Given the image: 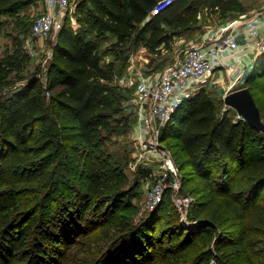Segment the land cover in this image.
<instances>
[{
    "label": "trees",
    "instance_id": "1",
    "mask_svg": "<svg viewBox=\"0 0 264 264\" xmlns=\"http://www.w3.org/2000/svg\"><path fill=\"white\" fill-rule=\"evenodd\" d=\"M70 1L77 27L69 15L58 33L49 98L39 82L16 86L13 74L19 58L8 50L0 57V264H65L78 244L106 224L116 232L101 264H234L229 248L240 264H258V256L249 250L253 245L249 217L258 207L264 210L259 198L264 154L255 149L263 141L262 131L228 114L219 117L206 88L179 107L161 141L169 131L175 135L177 153L183 158L181 164L176 160L183 185L187 179L197 182L194 217L187 223L179 215L163 216L167 205L178 211L169 190L139 223L133 215H117L126 198L138 195L139 185H128V158L112 150L117 143L113 138L133 131L138 121L136 109L126 112L123 101L130 90L116 84V64L123 60L126 68L127 53L139 45L151 55L159 54L177 30L197 21L202 10L225 16L243 10V2L178 0L150 16L160 0ZM30 4V0H0V18L18 17ZM110 37L115 61L105 63L100 47ZM247 68L246 88L258 104L257 95L264 93V53ZM34 153L42 158L33 159ZM84 157L87 179L77 185L72 177ZM39 159L47 161L46 168L54 164L62 175L52 182L43 169L48 179L41 180L38 198L23 209L20 179H7L8 172L40 174ZM149 175V169H140L137 176L143 182ZM47 187L48 192H42ZM99 207L105 208L102 220L91 222L90 211ZM215 208L229 214L224 226L216 223ZM203 218L216 226L199 227ZM159 224L164 226L160 233ZM166 236L178 240L166 245ZM194 250L198 253L188 257ZM261 259L264 264L263 254Z\"/></svg>",
    "mask_w": 264,
    "mask_h": 264
},
{
    "label": "rangeland",
    "instance_id": "2",
    "mask_svg": "<svg viewBox=\"0 0 264 264\" xmlns=\"http://www.w3.org/2000/svg\"><path fill=\"white\" fill-rule=\"evenodd\" d=\"M31 4L27 6L23 11L20 12V16H3L0 18V57L4 56L5 52L8 50L11 54H14L15 57L19 58L20 66L15 70L13 74V78L16 76V86L27 84L33 77H37V81L40 85L43 86L48 84L50 72H51V64L54 59V48L57 45L58 34L51 33L48 37H39L35 36L31 32V26L33 25V21L40 17L42 13L45 12L41 0H30ZM243 2V10L230 12L227 15H213L206 10H202V12L198 15L197 21L191 25L190 28L179 29L175 32V36L173 37L170 44L167 46L161 47V52L157 55H151L145 49L143 45H139L138 47L129 51L126 55L128 59H126L127 67H122V61H119L117 66V80L116 84L120 85L122 88L130 90V93L127 94L125 100L123 101L124 106H127L126 112L131 113L135 111L137 113V108L135 107L134 99H135V88L129 87L125 84H122L121 81L124 79L123 77L128 73L129 66H133V73L137 75L139 72L144 73L145 70H148V74L158 73L176 62V60L183 56L184 50L193 42L199 41L203 34L208 31V28L213 27H221V25L225 22L238 19L241 16H245L247 18L252 17L254 14L259 13L264 10V0H241ZM168 30H170L168 28ZM113 38H109L104 41L100 47V51L102 52L105 63L114 62L115 54L114 50H111ZM197 41V42H198ZM125 60V59H124ZM254 62V60H253ZM252 62V63H253ZM251 63V64H252ZM248 73V68H244V70H239L236 72H227V71H219L214 77L213 83H210L207 86V95L212 99L215 103L217 113L219 117L228 114L233 119H237V112L225 104V97L229 91H236L243 88H246V75ZM241 76V79L237 80L238 77ZM215 81V82H214ZM262 84V83H261ZM264 84V83H263ZM49 98V97H48ZM258 106L261 110L262 119L264 121V93L260 92L257 95ZM135 128L133 131L129 132L126 135H121L113 138V141H116L115 147L112 150H115L116 154L127 157L128 165L125 170V174L128 177V185L131 186L133 184L139 185L137 188V196L133 199L126 198L125 203L121 206L117 207V215L123 216H134V222L139 223L142 218L146 215V200H147V180L145 177L143 178V182L140 181V178L137 176L140 173V167L136 165V148H135ZM111 143V142H109ZM164 145L169 147L175 155V159L181 164L183 162V158L179 156L177 153V138L175 135L169 131L165 139L163 140ZM256 151L259 154H264V132H263V141L261 143L256 144ZM42 158V155L34 153L33 159ZM41 161L40 164L42 167L38 166V171L33 170L30 172L20 171V173L15 172L11 169L8 173L7 179L17 180L20 179V187H21V204L22 208H29V204L33 203L38 195L36 193L39 191V186L41 180H47L48 177L41 173L43 169L46 167L47 161ZM87 158L84 157L78 172L74 171V176L72 177L74 180V184L81 185L85 178V172H83L85 165L87 166ZM154 162V161H152ZM152 168H155V164H150ZM186 172V166L184 167ZM47 173L49 172V176L51 177L50 181H55L54 178L58 179V175L61 176V170L58 169L57 172L54 170V164L50 165L46 168ZM155 171V169H153ZM36 172V173H35ZM49 183L51 186L53 183ZM187 182V184H185ZM183 185V189H181L182 196H191L195 199V188L197 186V182L190 181L187 179ZM48 185V186H49ZM247 184L245 183V186ZM48 192V187L44 188L42 192ZM261 202L264 201V188L261 191L259 196ZM129 200V201H127ZM198 198L187 206L188 219H192L194 217L192 213V209L195 207V203ZM157 208V207H156ZM155 208V209H156ZM155 209L153 211H155ZM178 210V209H177ZM216 217L215 221L220 226H224L226 223L229 214L226 213L222 208H215ZM105 212L104 207H99V209L91 210L89 213L90 221L102 220L103 213ZM152 212V211H150ZM179 210H173L172 206H166L164 215L165 218H171L172 215H179L178 217L181 220V214ZM202 219V218H201ZM204 219V218H203ZM214 220V219H213ZM250 225L252 226V235H250V240L253 245L249 248L252 253H255L258 257H256V262L258 264H263L262 259H260V255H264V210L261 208H256L251 216L249 217ZM87 222V221H86ZM85 222V223H86ZM89 222V224L91 223ZM102 223V222H101ZM164 226L159 224L157 226V232H161ZM96 232V229L94 230ZM116 232V229L113 225H104L100 231L95 234H91V236H87L84 241L77 245L75 250L72 252L73 254L68 257V260L65 264H99L100 258L105 254L108 243L115 236L113 235ZM234 234V230L232 232ZM178 239H173L170 241V237L166 236L165 243L166 245L175 244ZM198 251L189 252L187 254L188 257L192 255H196ZM227 254L230 256V260L234 264H240L235 259L232 258L231 248L227 249ZM101 264V263H100Z\"/></svg>",
    "mask_w": 264,
    "mask_h": 264
},
{
    "label": "built area",
    "instance_id": "3",
    "mask_svg": "<svg viewBox=\"0 0 264 264\" xmlns=\"http://www.w3.org/2000/svg\"><path fill=\"white\" fill-rule=\"evenodd\" d=\"M41 1L46 11L33 23V35L48 37L51 33L58 34L69 15L75 24V18L72 17L75 8L70 0ZM176 1H158L150 16L161 14ZM242 25L240 21H235L217 29H208L198 42H193L184 50L182 57L161 72L148 74V70H145L135 75V68L129 66L128 73L123 77L122 84L135 88L134 103L138 116L134 139L136 165L150 170L146 179V211H153L169 190L182 222H188L187 206L195 199L181 194L184 177L172 151L161 141L162 131L186 100L213 83L217 72L242 70L238 67L244 58L255 61L264 53V34H260V27L264 26V14L254 15L247 21V41L244 46L239 42ZM47 86L43 84L46 90ZM46 95L50 97L51 92L47 90ZM239 120L244 118L237 112L236 121ZM151 163L155 164V168L151 167Z\"/></svg>",
    "mask_w": 264,
    "mask_h": 264
},
{
    "label": "water",
    "instance_id": "4",
    "mask_svg": "<svg viewBox=\"0 0 264 264\" xmlns=\"http://www.w3.org/2000/svg\"><path fill=\"white\" fill-rule=\"evenodd\" d=\"M36 81L37 77L35 76L29 81V84ZM225 104L242 115L244 120L250 125L264 132V121L261 116L260 108L249 88L229 92L225 97ZM197 225L199 227L216 226L208 219L199 220Z\"/></svg>",
    "mask_w": 264,
    "mask_h": 264
},
{
    "label": "crops",
    "instance_id": "5",
    "mask_svg": "<svg viewBox=\"0 0 264 264\" xmlns=\"http://www.w3.org/2000/svg\"><path fill=\"white\" fill-rule=\"evenodd\" d=\"M42 2V8H44V10L46 11V6H45V4L43 3V1H41ZM262 14H264V10L263 11H261V12H259V13H256V14H254V15H262ZM253 15V16H254ZM252 16V17H253ZM72 17H74L73 15H72ZM252 17H250V18H252ZM75 18V17H74ZM250 18H247V17H245V16H241L240 18H239V20L238 19H234V20H231V21H228V22H225V23H223L222 25H221V27L222 26H225V25H228V24H231V23H233V22H235V21H240L243 25L241 26V30L239 31V42H240V44L241 45H243L244 46V44H245V42L247 41V34H245V30H246V23H247V21L250 19ZM75 21H76V18H75ZM71 24H72V26H74V28H76L77 27V23L75 22V24H73L72 23V20H71ZM217 28H219V27H213V26H211V27H209L208 29H217ZM260 34H264V26H261L260 27ZM204 35V34H203ZM198 41V40H197ZM253 62V60L250 58L249 59V57L248 58H244V62L242 63V65H240L238 68L240 69V67H241V69L242 70H244V68H247L248 66H250V64Z\"/></svg>",
    "mask_w": 264,
    "mask_h": 264
}]
</instances>
